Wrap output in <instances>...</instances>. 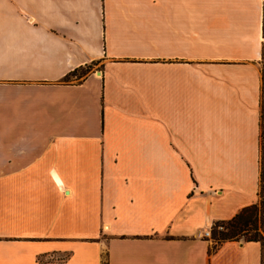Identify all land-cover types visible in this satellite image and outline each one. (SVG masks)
Listing matches in <instances>:
<instances>
[{
  "label": "crops",
  "instance_id": "crops-1",
  "mask_svg": "<svg viewBox=\"0 0 264 264\" xmlns=\"http://www.w3.org/2000/svg\"><path fill=\"white\" fill-rule=\"evenodd\" d=\"M263 50L264 0H0V264H264L200 236L259 202Z\"/></svg>",
  "mask_w": 264,
  "mask_h": 264
},
{
  "label": "trees",
  "instance_id": "trees-1",
  "mask_svg": "<svg viewBox=\"0 0 264 264\" xmlns=\"http://www.w3.org/2000/svg\"><path fill=\"white\" fill-rule=\"evenodd\" d=\"M259 197L260 202H264V160H262L261 163ZM258 203L243 207L238 213L228 220L214 222L213 225L222 226L223 229L217 230V228H213V240L216 241V243H221L226 240L259 241L263 245L264 215H262L261 225L259 227Z\"/></svg>",
  "mask_w": 264,
  "mask_h": 264
},
{
  "label": "built area",
  "instance_id": "built-area-1",
  "mask_svg": "<svg viewBox=\"0 0 264 264\" xmlns=\"http://www.w3.org/2000/svg\"><path fill=\"white\" fill-rule=\"evenodd\" d=\"M214 227L217 228V230H222L223 229L222 226H215V225L211 224V226L208 229H206L205 231H203L200 234V236L201 237H206V238H212V230H213Z\"/></svg>",
  "mask_w": 264,
  "mask_h": 264
},
{
  "label": "rangeland",
  "instance_id": "rangeland-1",
  "mask_svg": "<svg viewBox=\"0 0 264 264\" xmlns=\"http://www.w3.org/2000/svg\"><path fill=\"white\" fill-rule=\"evenodd\" d=\"M258 210H259V220H258V226L260 227L261 225V220H262V215H264V202H260L258 203Z\"/></svg>",
  "mask_w": 264,
  "mask_h": 264
}]
</instances>
